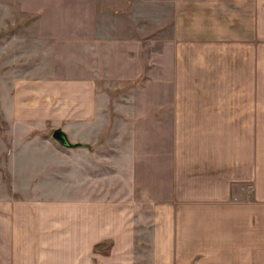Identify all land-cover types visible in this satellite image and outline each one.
<instances>
[{
    "label": "rangeland",
    "instance_id": "rangeland-1",
    "mask_svg": "<svg viewBox=\"0 0 264 264\" xmlns=\"http://www.w3.org/2000/svg\"><path fill=\"white\" fill-rule=\"evenodd\" d=\"M173 14L174 0H0V264H67L70 203L136 193L102 173L168 155ZM45 216L58 249L39 253Z\"/></svg>",
    "mask_w": 264,
    "mask_h": 264
},
{
    "label": "crops",
    "instance_id": "crops-1",
    "mask_svg": "<svg viewBox=\"0 0 264 264\" xmlns=\"http://www.w3.org/2000/svg\"><path fill=\"white\" fill-rule=\"evenodd\" d=\"M171 42L168 155L102 173L136 193L70 203L67 264H264V0H174Z\"/></svg>",
    "mask_w": 264,
    "mask_h": 264
},
{
    "label": "water",
    "instance_id": "water-1",
    "mask_svg": "<svg viewBox=\"0 0 264 264\" xmlns=\"http://www.w3.org/2000/svg\"><path fill=\"white\" fill-rule=\"evenodd\" d=\"M51 135L60 144L66 146V147H78V146L82 145V142H80V141H70L67 133L61 127L53 128Z\"/></svg>",
    "mask_w": 264,
    "mask_h": 264
}]
</instances>
